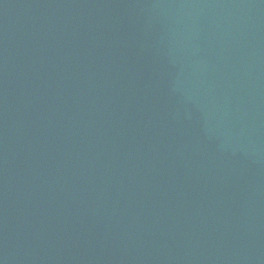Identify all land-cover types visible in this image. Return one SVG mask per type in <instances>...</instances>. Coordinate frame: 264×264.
Instances as JSON below:
<instances>
[{"label":"water","instance_id":"1","mask_svg":"<svg viewBox=\"0 0 264 264\" xmlns=\"http://www.w3.org/2000/svg\"><path fill=\"white\" fill-rule=\"evenodd\" d=\"M0 264H264V0H0Z\"/></svg>","mask_w":264,"mask_h":264}]
</instances>
